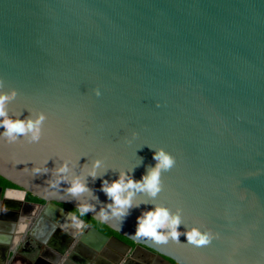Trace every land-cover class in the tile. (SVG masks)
<instances>
[{
	"label": "water",
	"instance_id": "95a60500",
	"mask_svg": "<svg viewBox=\"0 0 264 264\" xmlns=\"http://www.w3.org/2000/svg\"><path fill=\"white\" fill-rule=\"evenodd\" d=\"M0 95L8 119L43 117L38 139L0 126V199L30 210L19 229L52 264H264V0H0ZM159 151L160 190H125L114 215L103 182L140 181ZM156 208L177 239L167 223L166 242L135 236Z\"/></svg>",
	"mask_w": 264,
	"mask_h": 264
},
{
	"label": "clouds",
	"instance_id": "9594fccd",
	"mask_svg": "<svg viewBox=\"0 0 264 264\" xmlns=\"http://www.w3.org/2000/svg\"><path fill=\"white\" fill-rule=\"evenodd\" d=\"M8 99L5 95H0V117H4L0 120V126L5 128L4 135L8 137H13L15 134H25L28 131H33V139H38V128L36 127L40 120L43 119L41 116L36 122L32 121H12L6 117V112L4 108L5 101ZM153 159L157 161L156 166L146 175L141 178L140 181H134L132 179L124 180L123 175H121L116 181L108 184L104 181L101 185V190L106 194V196L113 201V205H109V208H113V214L123 216L126 215V209L132 206L131 196L132 192L128 191L127 195L122 196L121 194L128 189H135L138 191H147L149 195L155 196L160 190V180L159 173L160 169H168L172 166L173 160L170 156L165 154L163 151H159L153 154ZM98 165V161L94 162ZM59 171H64L62 166ZM106 185V186H105ZM68 191L73 194H79L86 191L85 185L79 180H74L68 189ZM8 198V197H5ZM83 210L81 215L87 212L89 209L86 206H82ZM166 223L170 227L169 235L173 240L177 239L179 233L176 231V226L179 224V217H169V213L165 209L156 208L154 211L149 210L145 212L142 216L137 217V226L135 231L136 237H150L155 242H166L167 236L160 234L157 230L165 227ZM186 238L190 243L197 245H204L208 243L209 237L207 235H201L197 230L193 229L186 233Z\"/></svg>",
	"mask_w": 264,
	"mask_h": 264
},
{
	"label": "flooded vegetation",
	"instance_id": "af4514ba",
	"mask_svg": "<svg viewBox=\"0 0 264 264\" xmlns=\"http://www.w3.org/2000/svg\"><path fill=\"white\" fill-rule=\"evenodd\" d=\"M0 187L2 190L5 188H11V187H2V186H0ZM25 201L29 204H36V206L45 204V203L40 204V203L30 202V201L26 200V197H25ZM9 203H10L9 205H7V204L4 205V203H2V201L0 199V227H2V225L6 224V223H9L13 227L12 232L1 231V230H3V227L0 230V249L3 248L2 250H0V253H1L0 254V264H7L12 259V256H13L12 253H10V254L9 253H7V254L3 253L4 251H6V248H4V247H7V245L16 246V249L18 250L17 252H19L20 254L23 252V255H24L23 257L25 259L28 258V261L30 262V264H52V260H53V258H55V255H53V253L55 252V249L53 247H51L50 248L51 251L46 252V250H48L46 246L41 244V242L38 243L39 241L37 242L33 238H30L28 235L29 234L28 232L25 234V233H23L22 230L20 231V229H19L22 227V224L24 223V219H25V218L20 217V212L23 211L25 214H27L30 212V210L25 209L21 202L10 201ZM4 214L7 216H4ZM16 214H18L17 220H15V221H13V219L11 220L10 218H12ZM8 217H10V218H8ZM49 234L50 235L48 236V243L50 242L51 244H53L55 241H57V238H58L57 232H56V230H52ZM106 236L111 237L109 235H106ZM123 242H125V241H123ZM125 243H127V242H125ZM33 244H36V246ZM32 246H35L36 248H34ZM56 246L54 245L55 248H56ZM60 248L61 247H59V249ZM8 252H9V250H8ZM83 259H84V257H82V255L81 256L79 255V256L73 257L72 261L77 262V261H81ZM20 261H22V260H19L18 264H23V261H22V263Z\"/></svg>",
	"mask_w": 264,
	"mask_h": 264
},
{
	"label": "trees",
	"instance_id": "16d2710c",
	"mask_svg": "<svg viewBox=\"0 0 264 264\" xmlns=\"http://www.w3.org/2000/svg\"><path fill=\"white\" fill-rule=\"evenodd\" d=\"M0 186H2V187H11V186L5 185V184H3V183H1V182H0ZM11 188H13V187H11ZM26 200H28V201H30V202L40 203V204L44 203L43 201H41V200H39V199H37V198H35V197H33V196H30V195H28V194L26 195ZM86 222H87V221H86ZM87 223H88L89 225L95 227L96 229H98L99 231H101L102 233H104V234H106V235H109V236H115V237H117V238H119V239H121V240L127 242L128 244L134 246V243L131 242V241H128V240H126V239H124V238H122V237H120V236H118V235H115V234H113V233H111V232H109V231H107V230H104V229H102V228H100V227H98V226H96V225H94V224H91V223H89V222H87Z\"/></svg>",
	"mask_w": 264,
	"mask_h": 264
},
{
	"label": "crops",
	"instance_id": "0c3cea01",
	"mask_svg": "<svg viewBox=\"0 0 264 264\" xmlns=\"http://www.w3.org/2000/svg\"><path fill=\"white\" fill-rule=\"evenodd\" d=\"M17 251H18V250H17ZM21 254H23V252H22Z\"/></svg>",
	"mask_w": 264,
	"mask_h": 264
}]
</instances>
